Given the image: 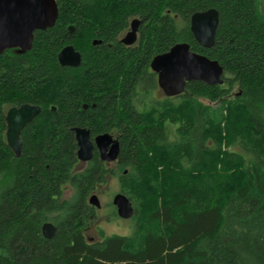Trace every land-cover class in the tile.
Returning <instances> with one entry per match:
<instances>
[{
    "label": "trees",
    "instance_id": "obj_1",
    "mask_svg": "<svg viewBox=\"0 0 264 264\" xmlns=\"http://www.w3.org/2000/svg\"><path fill=\"white\" fill-rule=\"evenodd\" d=\"M56 1L55 25L37 31L30 50L0 55V264H264L259 0ZM211 8L220 25L205 48L190 19ZM134 19L138 41L126 46ZM178 43L218 61L224 83L190 82L185 94L157 101L151 62ZM69 45L82 55L79 67L59 63ZM23 104L41 113L17 157L6 114ZM75 127L116 135L119 171L97 154L78 171ZM113 177L134 206V230H100L90 242L97 218L88 199ZM46 222L56 226L52 239Z\"/></svg>",
    "mask_w": 264,
    "mask_h": 264
},
{
    "label": "water",
    "instance_id": "obj_2",
    "mask_svg": "<svg viewBox=\"0 0 264 264\" xmlns=\"http://www.w3.org/2000/svg\"><path fill=\"white\" fill-rule=\"evenodd\" d=\"M59 15L56 0H0V55L6 50L19 49L21 52L30 50L33 46L35 33L52 28ZM190 29L196 41L205 48L215 44L217 30L220 25V13L211 8L207 11L196 12L191 16ZM141 21L134 19L130 30L121 39L126 46H133L138 41ZM60 65L79 67L82 55L72 45L66 46L58 55ZM151 70L157 74L158 87L168 98L185 94L187 84L194 81L208 85H222L224 83V67L216 60L196 53L188 43H178L168 52L156 56L151 62ZM41 112L36 105L24 104L11 108L6 116L7 143L17 157L22 155L21 134L27 124L32 122ZM78 158L82 162L93 159L95 144L100 157L106 162L119 159L121 145L109 133L100 134L93 142L91 132L86 128L74 129ZM89 202L96 208H101L99 197L94 194ZM118 216L129 220L134 216V206L123 193H118L113 199ZM43 236L52 239L56 233V226L46 222L42 227Z\"/></svg>",
    "mask_w": 264,
    "mask_h": 264
},
{
    "label": "rangeland",
    "instance_id": "obj_3",
    "mask_svg": "<svg viewBox=\"0 0 264 264\" xmlns=\"http://www.w3.org/2000/svg\"><path fill=\"white\" fill-rule=\"evenodd\" d=\"M259 7L264 12V0H259ZM126 35V34H125ZM153 98L157 101L162 98H166L160 88L158 91L153 93ZM201 101V100H200ZM204 104H208V101L202 100ZM111 181L103 189H99L95 194L99 197L102 207L101 211L97 213L96 225L88 231L90 238L96 240L100 237L99 231L102 230L105 235H119V236H130L134 230V222L132 220H123L116 215V209L113 204V199L116 194L120 192V184L117 178L110 179ZM71 191L66 193V198H71Z\"/></svg>",
    "mask_w": 264,
    "mask_h": 264
},
{
    "label": "flooded vegetation",
    "instance_id": "obj_4",
    "mask_svg": "<svg viewBox=\"0 0 264 264\" xmlns=\"http://www.w3.org/2000/svg\"><path fill=\"white\" fill-rule=\"evenodd\" d=\"M158 78V77H157ZM24 105V104H23ZM31 105H33V104H31ZM22 106V105H21ZM37 106V105H36ZM13 108V107H12ZM41 108V107H40ZM11 109V108H10ZM10 109H8V111L10 110ZM8 111H7V113H8ZM41 113V112H40ZM40 115V114H39ZM38 115V116H39ZM6 116H7V114H6ZM37 116V117H38ZM36 117V118H37ZM35 118V119H36ZM34 119V120H35ZM33 120V121H34ZM32 121V122H33ZM32 122H30V123H32ZM29 123V124H30ZM28 125V124H27ZM26 125V126H27ZM26 128V127H25ZM24 128V129H25ZM75 128H86V129H89V128H87V127H75ZM75 128H73V132H74V129ZM24 129H23V131H24ZM90 130V129H89ZM23 131H22V133H23ZM90 132H91V130H90ZM74 134H75V132H74ZM100 134H104V133H100ZM100 134H97V135H93L92 133H91V139H92V141L94 142L95 141V138L98 136V135H100ZM109 134H111V135H113V137H114V139H118L117 137H116V135H114V134H112V133H109ZM21 138H22V134H21ZM75 139H76V136H75ZM119 140V139H118ZM77 141V140H76ZM120 142V141H119ZM78 152V151H77ZM99 155V158H100V160L108 167V168H110V169H113V170H115L116 172L117 171H119V167H118V163H119V159L117 160V161H115V162H111V163H109V162H106V161H103L102 159H101V157H100V152H99V150H98V148H97V146H96V144H95V148H94V156H93V159H94V157H95V155ZM77 157H78V153H77ZM92 159V160H93ZM92 160L91 161H89V162H82L81 160H79V158H78V163H77V170L78 171H83L86 167H88V165H89V163L90 162H92ZM114 171V172H115ZM115 178V177H114ZM112 179V178H111ZM111 180H109V182H110ZM109 184V183H108ZM108 184H106V185H103V186H101L100 187V189H103L105 186H107ZM66 190H65V192L66 193H68V192H70L71 191V193L73 194V189H72V187H70L69 185H67L66 187ZM95 194V193H94ZM93 194V195H94ZM72 196V195H71ZM92 196V195H91ZM90 196V197H91ZM90 197H89V199H90ZM89 199H88V204H89V206L90 207H92V210L95 212V214H96V218H98L97 216V213L99 212V211H101V208H96V207H94V206H92L91 204H90V202H89ZM115 207V206H114ZM115 209H116V215L118 216V212H117V208L115 207ZM119 217V216H118ZM122 219V218H121ZM123 220H125V219H123ZM129 220H131V219H129ZM52 223V222H51ZM94 225H96V221H95V223H94ZM94 225H92L91 227H90V229L89 230H91L92 228H93V226ZM88 233V232H87ZM100 238V237H99ZM87 240L88 241H90V242H94L96 239L95 238H90L89 237V235L87 234Z\"/></svg>",
    "mask_w": 264,
    "mask_h": 264
}]
</instances>
